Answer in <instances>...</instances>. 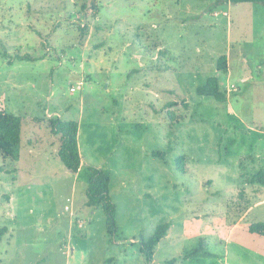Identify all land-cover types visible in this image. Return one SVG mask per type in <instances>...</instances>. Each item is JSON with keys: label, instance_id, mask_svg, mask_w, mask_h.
<instances>
[{"label": "rangeland", "instance_id": "obj_1", "mask_svg": "<svg viewBox=\"0 0 264 264\" xmlns=\"http://www.w3.org/2000/svg\"><path fill=\"white\" fill-rule=\"evenodd\" d=\"M0 111L22 124L18 159L0 153V264H264V4L0 0ZM56 116L79 124L76 173ZM90 165L114 235L85 204Z\"/></svg>", "mask_w": 264, "mask_h": 264}, {"label": "trees", "instance_id": "obj_2", "mask_svg": "<svg viewBox=\"0 0 264 264\" xmlns=\"http://www.w3.org/2000/svg\"><path fill=\"white\" fill-rule=\"evenodd\" d=\"M229 1L232 3L257 2L264 4V0ZM216 67L219 71H226L225 55L219 56L216 61ZM198 92L206 96H211L218 102H224L226 100L225 91L219 89L214 79H208L206 84L198 89ZM173 105H175L174 102H168L166 107ZM171 116L173 117V115ZM21 127L20 116L0 111V153L11 160H17L19 156ZM48 128L51 134L56 136L58 140V159L68 171L76 173L81 164V156L77 142L78 122L72 119H61L56 116L48 119ZM152 154L161 158L159 152H153ZM178 163L179 161H177ZM109 182L110 175L107 171L94 165L88 166L85 204L92 208H101L105 215L106 232L109 235H114L116 231L115 204L109 196ZM6 230V227L0 228V238ZM167 230L168 224L161 223L156 226L154 232L146 241H141L140 250L145 254L147 262L152 260L154 248L160 239L166 235ZM248 230L250 233L264 236V221L252 223L248 227ZM197 252L195 249L188 252L187 255H195Z\"/></svg>", "mask_w": 264, "mask_h": 264}, {"label": "crops", "instance_id": "obj_3", "mask_svg": "<svg viewBox=\"0 0 264 264\" xmlns=\"http://www.w3.org/2000/svg\"><path fill=\"white\" fill-rule=\"evenodd\" d=\"M78 127H79V124H78ZM78 134H79V132H77V139H78ZM78 142V141H77ZM79 154H81L80 153V149H79ZM81 159H82V156H81ZM81 165V164H80ZM98 167V166H97Z\"/></svg>", "mask_w": 264, "mask_h": 264}, {"label": "built area", "instance_id": "obj_4", "mask_svg": "<svg viewBox=\"0 0 264 264\" xmlns=\"http://www.w3.org/2000/svg\"><path fill=\"white\" fill-rule=\"evenodd\" d=\"M71 90L73 91V90H74V88L72 87V88H71Z\"/></svg>", "mask_w": 264, "mask_h": 264}]
</instances>
